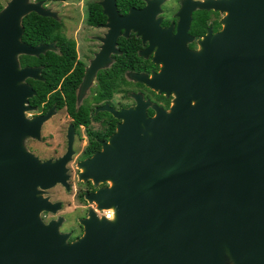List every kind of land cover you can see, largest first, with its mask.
I'll return each instance as SVG.
<instances>
[{
    "label": "water",
    "instance_id": "95a60500",
    "mask_svg": "<svg viewBox=\"0 0 264 264\" xmlns=\"http://www.w3.org/2000/svg\"><path fill=\"white\" fill-rule=\"evenodd\" d=\"M164 3L146 0L126 15L117 0L98 3L107 38L97 66L122 32L145 36L164 66L153 79H133L174 100L154 118L117 114L124 122L109 143L78 166L80 181L110 183L86 198L114 217L92 212L72 243L42 213L61 210L43 193L70 191L73 151L43 162L26 149L49 115L26 118L36 94L26 80H41L42 68L19 60L57 52L54 42H23L22 21L31 13L61 20L59 12L31 0L0 11V264H264V0H184L175 34L161 27ZM197 9L225 17L193 52Z\"/></svg>",
    "mask_w": 264,
    "mask_h": 264
},
{
    "label": "flooded vegetation",
    "instance_id": "af4514ba",
    "mask_svg": "<svg viewBox=\"0 0 264 264\" xmlns=\"http://www.w3.org/2000/svg\"><path fill=\"white\" fill-rule=\"evenodd\" d=\"M169 1L167 0L165 4ZM183 1L178 0L177 10L171 15L168 12L167 16L164 9L165 4L162 5V14L158 16L161 19L162 28L168 29L173 26V33H176L179 22L178 13L182 8ZM143 2L145 5L136 9L145 8L147 5L146 0H143ZM199 12L201 13L199 17L203 21L200 24L202 28L199 31L205 32L200 36L192 31L194 16ZM224 17L225 14L218 11L201 9L194 11L189 31L190 41L187 43V48L193 52L197 51L201 40L209 32L212 34L219 33L223 29L222 20ZM104 24L93 27L88 26L94 29H104L102 27ZM65 37L67 40L74 42L77 61L56 87L51 82L46 97L38 95L35 88L38 82H44L43 67L22 66L23 68H42L41 80H26V83L36 92L35 96L30 98L27 103L30 111L25 113L26 118L29 120L37 119L39 122L43 117L49 115L48 120L41 125V138L29 137L25 141L26 143L33 140L46 142L49 145L48 152L57 153V155L41 159L43 162L55 161L65 155L71 148L73 151L72 159L67 167L78 168L81 163L101 152L104 144L109 143L110 138L117 132L118 126L124 122L123 119L117 117V114L139 109L146 113L149 118H154L159 110H170L174 95L168 96L165 93H160L148 84L133 79L136 75L153 79L164 66L163 62L158 63L155 60L158 51L157 46L151 48L150 41L145 39V36H139L135 32H131L129 36H124V32H122V35L117 37L110 53L105 54L106 59L98 66L96 60L104 50V40L107 36H86L82 42L73 36ZM164 38L167 39V36H164ZM54 43L56 44V42ZM59 52L60 50L57 47L55 53ZM57 137L61 138L58 143L55 142ZM70 185V191L65 189L67 193L73 192V186ZM58 186L63 187L62 185ZM109 187L110 183L108 182L95 186L93 181H80L78 177L74 194L78 204L74 206L71 212L73 215L72 224L68 226L70 222V216L68 215L70 214L60 215V212L65 208V204L62 202L61 210L58 213L43 212V221L47 224L59 221L61 223L59 231L62 234L69 235V243L81 239L85 233L83 221L89 219L92 212L97 218L107 217L105 211L98 210L96 203H90L87 200V195H93L99 190ZM52 189L44 191L45 198L50 199L49 192ZM69 203L71 208L72 204ZM113 217L114 213L111 214V218Z\"/></svg>",
    "mask_w": 264,
    "mask_h": 264
},
{
    "label": "trees",
    "instance_id": "16d2710c",
    "mask_svg": "<svg viewBox=\"0 0 264 264\" xmlns=\"http://www.w3.org/2000/svg\"><path fill=\"white\" fill-rule=\"evenodd\" d=\"M45 2V4L52 2H66L67 0H37ZM143 0H117V9L121 15H126L131 8H139L144 6ZM4 6L0 2V11ZM201 13L194 16L192 31L196 35H203L204 31H199L201 27ZM107 17L103 14L102 7L97 2H90L87 5V20L89 26H98L106 23ZM22 25L25 28L22 41L32 45L38 46L40 44H51L56 42L60 52H47L38 57L21 56V66H41L43 67L44 82H38L35 86L38 95L46 97L50 90L51 82L56 87L64 76L71 70L77 61V52L74 42L66 39L64 33V21L55 20L53 18L42 17L36 13H31L26 16ZM199 31V32H198Z\"/></svg>",
    "mask_w": 264,
    "mask_h": 264
},
{
    "label": "rangeland",
    "instance_id": "374dc122",
    "mask_svg": "<svg viewBox=\"0 0 264 264\" xmlns=\"http://www.w3.org/2000/svg\"><path fill=\"white\" fill-rule=\"evenodd\" d=\"M11 0H0L1 4L5 7L7 3ZM102 0H67L66 2H52L46 4L48 8L53 9V11L59 12V17L64 21L65 30L64 33L66 36H73L79 41H83L86 36H104L103 34L107 32V29H94L90 28L87 23V5L90 2H100ZM167 0H165V3ZM164 3V4H165ZM178 8V0H170L167 4H165L164 9L166 11V16L173 14ZM224 19V18H223ZM72 38V37H71ZM79 54L81 56V52L79 50ZM46 133V132H45ZM45 140V139H44ZM61 141L60 137L55 139V142ZM27 141V140H26ZM24 143L26 149L38 157L40 160L47 158L52 155H57V153L48 152V146L46 142L33 140L31 142ZM42 161V160H41ZM69 174L71 176L69 183L73 186V192L67 193L65 188L63 187H56L52 189L50 194L51 201H60L65 204V208L60 215H66L67 213L70 214L69 224L70 226L72 223L73 215L72 210L74 206L78 204L74 197L76 183L78 180L77 173H80V170L76 167H68ZM69 202H71L72 207H69ZM75 217V215H74Z\"/></svg>",
    "mask_w": 264,
    "mask_h": 264
},
{
    "label": "built area",
    "instance_id": "2783aa9c",
    "mask_svg": "<svg viewBox=\"0 0 264 264\" xmlns=\"http://www.w3.org/2000/svg\"><path fill=\"white\" fill-rule=\"evenodd\" d=\"M32 2H34V3H36V2H38L37 0H31ZM113 212H111V211H105V214L107 215V217L106 218H108V219H112L111 218V214H112ZM105 217V216H104Z\"/></svg>",
    "mask_w": 264,
    "mask_h": 264
},
{
    "label": "crops",
    "instance_id": "0c3cea01",
    "mask_svg": "<svg viewBox=\"0 0 264 264\" xmlns=\"http://www.w3.org/2000/svg\"><path fill=\"white\" fill-rule=\"evenodd\" d=\"M46 7H47V5H46ZM48 8V7H47Z\"/></svg>",
    "mask_w": 264,
    "mask_h": 264
}]
</instances>
